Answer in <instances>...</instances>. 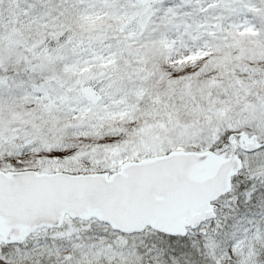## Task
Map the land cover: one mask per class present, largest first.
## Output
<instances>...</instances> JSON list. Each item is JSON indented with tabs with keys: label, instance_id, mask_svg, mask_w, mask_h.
<instances>
[{
	"label": "snow or ice",
	"instance_id": "obj_1",
	"mask_svg": "<svg viewBox=\"0 0 264 264\" xmlns=\"http://www.w3.org/2000/svg\"><path fill=\"white\" fill-rule=\"evenodd\" d=\"M0 264H264V0H0Z\"/></svg>",
	"mask_w": 264,
	"mask_h": 264
}]
</instances>
